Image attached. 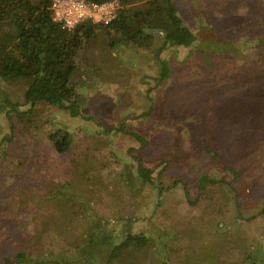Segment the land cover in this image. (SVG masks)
I'll use <instances>...</instances> for the list:
<instances>
[{"label": "rangeland", "instance_id": "374dc122", "mask_svg": "<svg viewBox=\"0 0 264 264\" xmlns=\"http://www.w3.org/2000/svg\"><path fill=\"white\" fill-rule=\"evenodd\" d=\"M172 2L196 35L191 46H164L154 26L141 44L99 26L80 51L73 82L93 119L49 104L11 114L2 100L27 111L28 85L0 78V142L12 137L0 144V264H17L19 251L64 255L61 264H123L107 255L128 233L150 239L134 248L143 264H243L249 251L263 258L264 0ZM163 63L170 76L159 81ZM179 96L208 113L179 115ZM197 115L218 118V129L197 128ZM124 122L149 143L104 129ZM59 128L73 140L64 153L49 136ZM140 161L153 184L141 179ZM203 176L214 180L201 187Z\"/></svg>", "mask_w": 264, "mask_h": 264}, {"label": "trees", "instance_id": "16d2710c", "mask_svg": "<svg viewBox=\"0 0 264 264\" xmlns=\"http://www.w3.org/2000/svg\"><path fill=\"white\" fill-rule=\"evenodd\" d=\"M88 1L105 2L112 0ZM117 1L120 3L121 8L117 17L109 24L104 25L86 21L69 31L63 29L53 20L49 0H0V26L6 23L9 26V29L0 33V78L5 81H25L28 85L24 94L25 103L30 105V108L23 112L19 109L18 104H13L6 97L2 100L3 107H12L10 110L11 114H18L22 118L27 113L32 112L36 106L49 104L69 112L72 117L93 119L91 116L85 117L82 113V97L73 82V76L79 69L77 57L80 51L84 49L86 44L93 41L99 26L116 31L120 34L121 40L131 43L141 44L144 38L149 39L151 35L145 29L153 26L164 32L166 38L164 46L189 47L196 41V35L184 23L172 0H165L160 6L148 4L146 8L140 10H135L131 6L138 0ZM260 38L264 39V35L260 36ZM113 42L115 41H111V44H115ZM169 76L170 69L167 64L163 63L161 76L158 80L167 79ZM183 92L186 94L185 97H191L194 90L193 88L190 91L184 89ZM180 98L181 96L178 97V104L175 106L181 109L180 113H178L179 115L189 117L198 114L200 111L208 113L198 103L194 104V107H198L199 112L190 114L191 100H184V104H182L178 102ZM211 109L213 110L214 108ZM11 114L9 117H11ZM217 119L206 120L204 123L201 116L197 115L193 121L197 128L208 126L212 133L218 129L217 126L220 124V120ZM10 126L13 128L12 124ZM104 127L107 132L117 131L131 135L140 141L143 146L149 143L144 136L138 132L131 131L125 122L118 127ZM49 136L56 150L60 153L66 152L73 141L70 134L62 128L51 132ZM4 141H12V137L7 136L2 140V142ZM245 150L251 152V150ZM211 154L212 157L217 158L213 150ZM221 165L236 174V169L233 165L225 162H222ZM138 172L143 182L154 183L152 170L141 163V161L138 164ZM212 180L214 179L203 176L200 179L201 187L206 182H212ZM177 183L179 181H174V184ZM149 241L150 239L144 234L128 233L120 242L113 245L107 255V262L114 260L123 264H143L142 259L136 254L134 248L144 247ZM90 243V250H95L99 245V241L97 244L95 238H92ZM258 255L254 251H249L243 264H264V255L263 258ZM65 258L66 256L64 255L35 258L26 251H19L15 255L17 264H44L46 262L61 264V262H66ZM159 262L160 264H169L164 257H159Z\"/></svg>", "mask_w": 264, "mask_h": 264}, {"label": "built area", "instance_id": "2783aa9c", "mask_svg": "<svg viewBox=\"0 0 264 264\" xmlns=\"http://www.w3.org/2000/svg\"><path fill=\"white\" fill-rule=\"evenodd\" d=\"M49 7L53 20L63 29L71 31L86 21L109 24L117 17L121 5L117 0H49Z\"/></svg>", "mask_w": 264, "mask_h": 264}]
</instances>
